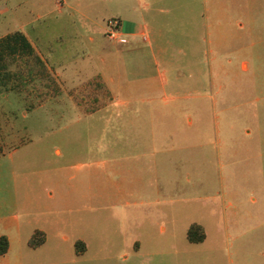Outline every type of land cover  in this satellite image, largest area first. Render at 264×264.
<instances>
[{
    "label": "rangeland",
    "instance_id": "374dc122",
    "mask_svg": "<svg viewBox=\"0 0 264 264\" xmlns=\"http://www.w3.org/2000/svg\"><path fill=\"white\" fill-rule=\"evenodd\" d=\"M43 4L54 9L57 2ZM11 24L1 17L0 35ZM159 47L170 53L184 46ZM204 68L181 67L178 79L177 71L168 72V101L196 89V79L185 75ZM88 77L101 78L89 74L72 83L71 76L74 90L63 93L64 102L46 98L42 107L29 108L15 94L12 104L0 99V215L18 224L20 235L0 264H264V215L248 217L264 210L259 196L257 205L251 202L264 148L262 157L246 149L245 126L216 122L208 101L201 122H167L166 134H173L159 137L155 147L162 153L155 158L123 156V148L152 149L154 142L126 135L120 121L148 109L122 102L125 93L117 89L133 78L121 75L118 85L114 76L115 85L99 94L78 92ZM236 199L241 205H227ZM191 226L205 237L191 242ZM81 242L87 251L80 256Z\"/></svg>",
    "mask_w": 264,
    "mask_h": 264
},
{
    "label": "crops",
    "instance_id": "0c3cea01",
    "mask_svg": "<svg viewBox=\"0 0 264 264\" xmlns=\"http://www.w3.org/2000/svg\"><path fill=\"white\" fill-rule=\"evenodd\" d=\"M31 1L26 5L23 0H0V18L8 16L13 22L0 35V99L5 103L12 104L15 94L22 105L40 108L46 98L65 101L63 93L74 90V86L68 88L71 76L72 83L73 78L89 74L101 77L96 82L88 77L78 85V92L99 94L103 86L115 85L114 76L119 85L124 75L125 80H133L117 89L125 93L122 102L148 109L143 117L120 120L127 126L124 131L154 144L148 150L123 148V156L155 158L162 153L155 147L159 137H172L171 131L166 134L167 122L176 127L181 118L190 126L192 117L201 122L208 101L213 119L230 128L245 126L246 149L263 156L264 0H72V5L62 0L54 9L43 0ZM54 12L57 21L49 22ZM112 20L118 22L113 39L109 37ZM175 45L184 47L170 53L159 47ZM93 61L97 63L91 67ZM192 64L206 67L185 75L196 79V89L169 102L167 73L177 71L178 79V70ZM97 99V95L92 98ZM55 151L60 154L59 149ZM259 172V185L253 184L257 196L251 199L253 205L258 204V196L264 202V168ZM238 200L227 205H241ZM263 215L261 207L248 217ZM0 236L9 241L7 253L0 256L4 260L12 243H20L18 224L0 215ZM86 251L83 242L75 250L80 256Z\"/></svg>",
    "mask_w": 264,
    "mask_h": 264
},
{
    "label": "trees",
    "instance_id": "16d2710c",
    "mask_svg": "<svg viewBox=\"0 0 264 264\" xmlns=\"http://www.w3.org/2000/svg\"><path fill=\"white\" fill-rule=\"evenodd\" d=\"M2 149L0 148V153ZM188 238L191 242L200 241L204 238V234L200 232V228L198 226H191L188 230ZM9 247V241L6 236H0V256L7 253Z\"/></svg>",
    "mask_w": 264,
    "mask_h": 264
},
{
    "label": "built area",
    "instance_id": "2783aa9c",
    "mask_svg": "<svg viewBox=\"0 0 264 264\" xmlns=\"http://www.w3.org/2000/svg\"><path fill=\"white\" fill-rule=\"evenodd\" d=\"M58 5H61L62 0H56ZM109 24L112 26V32L109 34V37L111 39L115 38V34H116V28L118 27V22L117 21H110Z\"/></svg>",
    "mask_w": 264,
    "mask_h": 264
}]
</instances>
